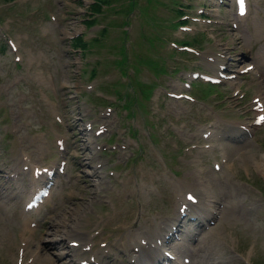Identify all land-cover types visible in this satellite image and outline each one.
<instances>
[{
    "label": "rangeland",
    "instance_id": "374dc122",
    "mask_svg": "<svg viewBox=\"0 0 264 264\" xmlns=\"http://www.w3.org/2000/svg\"><path fill=\"white\" fill-rule=\"evenodd\" d=\"M120 1L113 0V6L118 7ZM182 1L159 3L156 20L170 15L171 7ZM250 1L247 26L238 31L227 27L225 34L219 22L209 25L192 19L186 23L188 17L179 14L159 21L158 27L151 24L155 31L150 32L148 19L139 12L146 9L148 0H139L130 25L123 24L124 12L110 8L100 18V25L87 31L88 38L98 37L95 43H101L91 46L88 63H83V55L70 45L68 36L84 28L86 0H32L23 8L0 0V40L9 28L8 35L17 42L22 56L16 62L9 45L0 49V264H16L23 233L29 237L27 253L40 251L33 264H79L85 254L82 246L88 241H93L94 255L104 263L133 264L131 256L135 254L142 264L138 255L146 252L158 264L162 251L152 244L171 230L178 202L188 188L199 196L192 213L199 215L202 229L195 236L185 234L183 227L178 239L185 244L174 236L169 245L179 244L181 256L193 252L192 264H264V125L254 127L257 134L253 139L246 136L240 146L235 142L247 134L241 124L252 125L253 113H239L228 84L216 85V93L210 96H203V89H194L190 92L195 99L167 94L184 90L180 84L183 76L188 77L199 65L210 72L219 68V62L214 63L208 55L228 63L239 52L237 64L254 62L261 73L257 78L250 71L237 79L235 86L248 90L241 107H249L253 93L264 95V0ZM185 2L190 3V14L202 11L203 0ZM221 3L224 25L225 3ZM48 4L54 11L49 13ZM130 9L134 10L133 4ZM150 9L153 13L156 6L150 3ZM19 17L22 20H17ZM32 23H36L35 29ZM187 24L191 30L183 28ZM103 25L107 26L101 33L108 31L105 38L99 32ZM126 26L129 36L125 46L121 36H125ZM199 29L208 31L211 40H205L208 34L197 33L205 41L204 56L196 60L173 43L192 40ZM134 46L138 53L133 50L126 59L122 50L129 53ZM148 57L153 58L155 69L144 62ZM93 66L98 74L92 79ZM104 80L112 95H122L112 92L123 93L117 89L120 85L128 89L126 101H137L134 112L127 109L131 114L126 116L125 111L117 114L114 109L109 114L104 108L107 104L98 106L94 96L86 93L89 85L97 87L96 83ZM162 85L168 86L167 90ZM146 89L154 92L149 100ZM88 120L93 128H86ZM101 123L108 130L95 134ZM207 130L210 138L203 135ZM111 133L115 141H106ZM59 135L69 140L68 163L56 179L45 214L33 215L40 225L29 227L22 209L33 181L31 174L23 169L16 180L22 187L19 192L14 179L4 175L22 169L26 161L23 149L35 156L34 163L58 159L55 139ZM98 143H111V147L99 149ZM99 161L102 165L96 167ZM214 161H222L221 169L214 168ZM212 218L215 221L208 224ZM70 236L80 245H71ZM144 237L149 243L154 239L150 250L144 248ZM206 248L216 255L204 263L200 255Z\"/></svg>",
    "mask_w": 264,
    "mask_h": 264
},
{
    "label": "bare ground",
    "instance_id": "6f19581e",
    "mask_svg": "<svg viewBox=\"0 0 264 264\" xmlns=\"http://www.w3.org/2000/svg\"><path fill=\"white\" fill-rule=\"evenodd\" d=\"M216 132V131H215ZM94 162V161H93ZM261 162H262V164H263V166H264V156L262 157V160H261ZM87 166H89V164H88V162H85V168H87ZM96 166V165H95ZM96 168V167H95ZM201 183H202V181H201ZM200 184V183H199ZM208 184V183H207ZM202 185V184H201ZM204 185H206V184H204ZM209 185H207V187H208ZM202 187V186H201ZM206 187V188H207ZM209 188H210V186H209ZM209 188H207V189H209ZM189 189V188H188ZM198 189V188H197ZM201 189V188H200ZM206 189V190H207ZM195 192V191H194ZM205 192V191H204ZM200 195V194H199ZM203 195H205V194H203ZM209 196H211V195H209ZM202 197V196H201ZM207 197V196H206ZM207 199V198H206ZM212 201V200H211ZM207 202V201H206ZM210 202V201H209ZM204 203V202H203ZM198 204V203H197ZM201 204V203H200ZM209 204V203H208ZM209 206V205H208ZM206 210V209H205ZM208 211V210H207ZM68 234V233H67ZM69 235V234H68ZM64 237V236H63ZM71 237V236H70ZM155 241V240H154ZM151 247V246H150ZM150 250V249H149ZM216 255V252H212L210 249H208V248H206L204 251H203V253H202V255H200V257H201V260H202V262H206V260L207 259H211V257H213V256H215ZM149 256V255H148ZM76 262V261H75ZM78 262V261H77Z\"/></svg>",
    "mask_w": 264,
    "mask_h": 264
},
{
    "label": "snow or ice",
    "instance_id": "6c2138e0",
    "mask_svg": "<svg viewBox=\"0 0 264 264\" xmlns=\"http://www.w3.org/2000/svg\"><path fill=\"white\" fill-rule=\"evenodd\" d=\"M241 2L243 3V2H244V0H241ZM242 14H243V13H242ZM260 119H261V120H264V117H261Z\"/></svg>",
    "mask_w": 264,
    "mask_h": 264
}]
</instances>
